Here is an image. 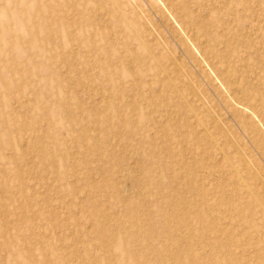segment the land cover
I'll return each mask as SVG.
<instances>
[{"label":"rangeland","instance_id":"obj_1","mask_svg":"<svg viewBox=\"0 0 264 264\" xmlns=\"http://www.w3.org/2000/svg\"><path fill=\"white\" fill-rule=\"evenodd\" d=\"M0 264H264V0H0Z\"/></svg>","mask_w":264,"mask_h":264},{"label":"bare ground","instance_id":"obj_2","mask_svg":"<svg viewBox=\"0 0 264 264\" xmlns=\"http://www.w3.org/2000/svg\"><path fill=\"white\" fill-rule=\"evenodd\" d=\"M227 71V70H226ZM255 107V106H254Z\"/></svg>","mask_w":264,"mask_h":264}]
</instances>
